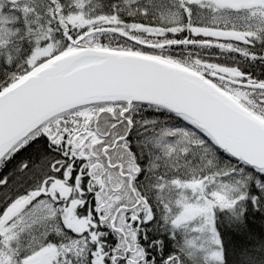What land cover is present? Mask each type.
I'll return each instance as SVG.
<instances>
[{
    "label": "snow or ice",
    "instance_id": "1",
    "mask_svg": "<svg viewBox=\"0 0 264 264\" xmlns=\"http://www.w3.org/2000/svg\"><path fill=\"white\" fill-rule=\"evenodd\" d=\"M0 264H264V0H0Z\"/></svg>",
    "mask_w": 264,
    "mask_h": 264
}]
</instances>
